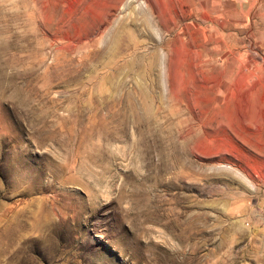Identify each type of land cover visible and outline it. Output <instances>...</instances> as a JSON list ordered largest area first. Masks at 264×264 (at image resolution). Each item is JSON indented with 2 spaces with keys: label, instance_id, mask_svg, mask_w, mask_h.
I'll return each mask as SVG.
<instances>
[{
  "label": "rangeland",
  "instance_id": "1",
  "mask_svg": "<svg viewBox=\"0 0 264 264\" xmlns=\"http://www.w3.org/2000/svg\"><path fill=\"white\" fill-rule=\"evenodd\" d=\"M0 264H264V0H0Z\"/></svg>",
  "mask_w": 264,
  "mask_h": 264
},
{
  "label": "crops",
  "instance_id": "2",
  "mask_svg": "<svg viewBox=\"0 0 264 264\" xmlns=\"http://www.w3.org/2000/svg\"><path fill=\"white\" fill-rule=\"evenodd\" d=\"M218 1H220V2H221V0H218ZM224 2H226V3H227V1H224ZM229 2H231V1H229ZM226 13H227V12H225V15H226ZM228 14H229V12H228ZM229 15H230V14H229Z\"/></svg>",
  "mask_w": 264,
  "mask_h": 264
}]
</instances>
